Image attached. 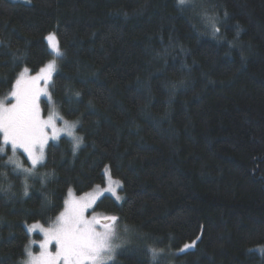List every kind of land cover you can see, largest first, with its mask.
I'll return each mask as SVG.
<instances>
[{
    "label": "trees",
    "instance_id": "16d2710c",
    "mask_svg": "<svg viewBox=\"0 0 264 264\" xmlns=\"http://www.w3.org/2000/svg\"><path fill=\"white\" fill-rule=\"evenodd\" d=\"M29 1L0 0V96L51 60L54 33L52 100L83 143H50L27 196L0 154V264H22L28 226L49 227L106 169L124 201L96 210L135 236L114 264H153L148 247L164 250L156 264H264V0Z\"/></svg>",
    "mask_w": 264,
    "mask_h": 264
},
{
    "label": "snow or ice",
    "instance_id": "6c2138e0",
    "mask_svg": "<svg viewBox=\"0 0 264 264\" xmlns=\"http://www.w3.org/2000/svg\"><path fill=\"white\" fill-rule=\"evenodd\" d=\"M178 3L186 6L190 0H178ZM205 19L213 33L220 31L216 27V17L205 16ZM46 39L50 42L55 56L63 58L64 54L58 44L53 43L55 35L49 34ZM22 61L23 55L13 54V67L18 66L17 62ZM55 70V59L49 62L46 67L41 68L35 76H27L29 69L25 67L18 74L10 91L11 102L0 99V134H2L0 136V154H6L7 147L11 146L12 155L8 156L3 163L12 165V171L17 176H24L25 196L28 195L29 177L35 178L37 166L43 164L44 149L49 139L56 140L61 132H66L72 138L74 155L83 143L82 137L74 134L79 121L70 123L68 120H63V117H59L55 110V101L52 100V93L49 91V81ZM42 80L44 81L43 87L40 85ZM51 87L54 88V85ZM41 96L47 97L48 103L52 105V110L47 118L42 117ZM57 119L63 120V128L57 127ZM49 129H51V135H49ZM17 149L26 154L30 162L29 167H25V162L17 156ZM0 175L6 178V173H0ZM10 188L11 185H9ZM0 191L5 190L0 188ZM109 191L115 195L114 190L109 189ZM69 197L64 201L63 211L49 227L33 224L28 229L31 232L39 228L43 233V240L39 243L38 255L33 253L31 247L36 243L35 240L25 246L24 252L27 259L22 261V264H109V262L115 261L118 250L127 243V240L119 235V217L111 215L101 219L96 215L86 216L97 199L93 194L75 198L70 192ZM45 200L47 201V197ZM128 231L125 227L124 232ZM53 243L56 246L54 252L49 250ZM194 246L195 241L185 244L180 252ZM163 251V249L155 247L146 248V253L151 256L153 264H156Z\"/></svg>",
    "mask_w": 264,
    "mask_h": 264
},
{
    "label": "rangeland",
    "instance_id": "374dc122",
    "mask_svg": "<svg viewBox=\"0 0 264 264\" xmlns=\"http://www.w3.org/2000/svg\"><path fill=\"white\" fill-rule=\"evenodd\" d=\"M10 1H12V2H17V3H25V4H28V3L30 2L29 0H10ZM51 34H54V33H51ZM54 35H55V34H54ZM47 36H49V35H47ZM47 36H46V37H47ZM45 39H46V38H45ZM46 42H47V45H48V47H49V51H50V53H51V55H52V58H51V60H50L49 62L53 61L54 59H55V61H56V70L52 73V79L49 81V91H50V85H51L52 80H53V77H54V75H55V73H56V71H57V69H58L59 58H57V57L55 56V53L52 52L51 44H50V42H49L47 39H46ZM53 43H57V44H58V40H57L56 35H55V40L53 41ZM58 46H59V45H58ZM49 62H48V63H49ZM48 63H47V64H48ZM47 64H46V65H47ZM46 65H45L44 67H46ZM39 71H40V70H39ZM39 71H38L37 73H35V74H26V75L29 76V77H31V76H35V75H37V74L39 73ZM40 85H41L42 87L44 86V81H43V80L40 81ZM0 99H6L8 102H11V100H10V92H9V93H6V94H4V95H1V96H0ZM43 103H44V104H43ZM40 104H41V109H42V117H43V118H47L48 114H49L50 111L52 110V105H51L50 103H48V101H47V97H45V96H41V97H40ZM55 110H56L58 116L61 117L60 114H59V112H58V110L56 109V107H55ZM69 122H70V123H75L76 121H69ZM56 124H57V127H58V128H63V127H64V125H63V120H61V119H57V120H56ZM77 127H78V124H77ZM77 127H76L75 130H74V134H75L76 136H78V134H77ZM48 131H49V135H51V129H49ZM0 136H2V134H0ZM62 137L71 138V137H69V136L67 135L66 132H61V134H60V136H59L58 139H56V140L49 139L48 143L45 145L44 152L46 153L47 146H48L50 143H52V142H57V141H58L60 138H62ZM71 139H72V138H71ZM6 154H7L8 156L12 155V152H11V146H10V145L7 147ZM17 156L19 157V159H20L21 161H23V159H26V160L28 161V158H27L26 154H24V153L22 152V150L17 149ZM44 162H45V159H44V161H43V164H44ZM28 163H29V166H30V162H29V161H28ZM43 164H42V165H43ZM42 165H38L37 168H39V167L42 166ZM25 167H27V166L25 165ZM109 189L114 190L115 195H113V192H112V191H109ZM121 190H122L121 183H120L118 180L113 179V178L111 177L110 173H109V170L106 169V170H105V184H104V185H102V186H96V187L93 188L91 191H89V192H87V193H85V194H81V195H77V194H75L74 192H71V193H72V196L75 197V198H79V197H82V196H86L87 194H93V195H95V196L97 197V199H96V201H95V204H94L93 208H90V209L88 210V212L86 213V216H89V217H90L91 215H96L98 218L103 219L104 217H106V216H111V215H110V214H107V213H104V212H101V211H97V210H96V207H97L98 203H99L103 198H105V197H111V198L114 199L119 205H121V204L123 203V201H124V196L120 193ZM69 193H70V192H69ZM69 193H68V195H67L66 200L70 198V197H69ZM117 197H119V199H117ZM62 211H63V210H62ZM54 222H55V221H54ZM54 222H53V223H54ZM118 224H119V228H118L119 235H120L122 238L126 239V240H127V243H126L121 249L118 250L117 255H116V259H117V256L119 255V253L122 252L124 249H127L128 247H130L131 244H132L131 242H133V239H135L134 232H133L129 227H127V225L123 224V223L120 222V221H118ZM37 225L43 226V225H41V224H37ZM31 226H32V225L28 226V229H29ZM43 227H45V226H43ZM125 227L129 230L128 232H124V228H125ZM45 228H47V227H45ZM28 232H29V230H28ZM29 234H30V236H31L30 241H32V240H35V241H36V243L33 244V245L31 246V247H32V250H33V253L38 255V254H39V251H40V249H39V243L43 240V233L39 230V228H36V229H34L33 231L29 232ZM36 236H38L40 239H39V240L36 239ZM29 243H30V242H29ZM29 243H28V244H29ZM55 247H56V246H55V244L53 243L52 245H50V249H49V250L54 252V251H55ZM192 249H193V247H192V248L185 249V251H187V250H192ZM185 251H183V252H185ZM25 259H27V257H26ZM116 259H115L114 262H109V264H114V263L116 262Z\"/></svg>",
    "mask_w": 264,
    "mask_h": 264
}]
</instances>
